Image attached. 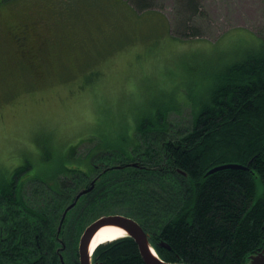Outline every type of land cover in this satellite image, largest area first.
<instances>
[{
    "label": "trees",
    "instance_id": "obj_1",
    "mask_svg": "<svg viewBox=\"0 0 264 264\" xmlns=\"http://www.w3.org/2000/svg\"><path fill=\"white\" fill-rule=\"evenodd\" d=\"M7 1L0 0L2 9H6L3 7ZM132 1L138 12L146 5V0ZM182 1L185 9L193 11L197 7L198 0ZM134 14L133 18L140 21L137 13ZM29 15L14 24L13 45L8 46L7 53L15 57L13 63H23L28 71L27 63L32 61L44 71L41 66L44 54L49 52L58 60L70 40L60 38L55 31L43 43L39 35L41 22L36 25ZM188 27L185 25L184 30H197L194 24ZM48 28L45 26L44 31ZM32 36L34 42L39 39L38 47L46 52L39 55L34 51L35 46L30 47ZM15 39H24L23 46L18 47ZM256 41L245 46L253 47L251 52L240 58L236 53L231 55L228 64L216 71L212 86L202 98L204 101L192 106L188 127L173 126L165 118L168 107L160 108L161 111H152L136 123L139 138L132 140L131 148L117 151L107 147L112 152L108 153L104 170L98 172L92 188L78 198L62 220L65 197L69 192L73 197L72 193L88 177L86 172H82L83 179H75L80 171L70 168L72 178L75 176L71 185L67 186L63 180L57 184L56 179H51L54 182L49 191L37 184V197L32 201L21 191L22 183H9L17 178L26 180V175L20 179L17 173L13 178L11 172L6 177L8 183H0V211L8 225V234L0 236V264H78L79 222L83 213L93 208L95 213L96 207L98 215L120 213L135 219L149 234L159 257L166 261L245 264L249 255L262 251L264 40ZM74 150V146L69 147L65 160L75 159ZM86 156L90 163L91 155ZM119 157L131 161L109 160ZM224 163L244 167L208 172ZM113 205H120V210H108ZM67 225L71 240L64 250ZM75 230H78L76 234ZM91 259L95 264H146L130 236L100 243Z\"/></svg>",
    "mask_w": 264,
    "mask_h": 264
},
{
    "label": "rangeland",
    "instance_id": "obj_2",
    "mask_svg": "<svg viewBox=\"0 0 264 264\" xmlns=\"http://www.w3.org/2000/svg\"><path fill=\"white\" fill-rule=\"evenodd\" d=\"M126 1L134 4L132 0H8L6 9L0 6V183H8L11 171L27 164L21 191L30 201L37 197L39 182L29 176L36 174L50 186L56 169L87 170L90 176L81 190L104 170L112 152L107 147L131 148L132 140L139 138L136 123L152 111L168 107L166 120L175 127H188L192 106L204 101L216 71L228 64L231 55L240 58L251 52L253 47L246 44L264 40V0H198L193 11L185 9L182 0H146L137 13L140 21L133 18L134 9ZM28 14L41 22L43 43L55 31L70 40L58 60L44 54V71L33 61L27 63L28 71L7 53L14 24ZM188 24L197 30H184ZM45 26L49 28L44 31ZM31 44L39 55L46 52L33 36ZM72 146L75 159L65 160ZM94 152L98 155L93 158ZM88 153L90 163L82 158ZM63 172L55 177L57 184L64 177L71 183L75 176ZM77 175L75 179L84 177L82 172ZM112 207L111 212L121 208ZM98 212L96 207L95 213L94 208L83 213L79 237ZM87 217L92 220L86 221Z\"/></svg>",
    "mask_w": 264,
    "mask_h": 264
},
{
    "label": "water",
    "instance_id": "obj_3",
    "mask_svg": "<svg viewBox=\"0 0 264 264\" xmlns=\"http://www.w3.org/2000/svg\"><path fill=\"white\" fill-rule=\"evenodd\" d=\"M243 167V165L238 163H224L211 167L208 172L223 168L238 169ZM91 187L92 185L77 193L75 199L64 209L62 219L66 212L75 205L79 196L89 191ZM104 225H116L124 229L125 234L121 237L130 236L135 241L139 253L146 264H188L181 261H166L160 258L149 240V234L144 230V228L132 217L120 213L100 215L85 226L78 241V264H95L92 263V252L90 253L89 246L95 232ZM163 245L167 246L164 243ZM245 264H264V248L256 254L249 255Z\"/></svg>",
    "mask_w": 264,
    "mask_h": 264
},
{
    "label": "flooded vegetation",
    "instance_id": "obj_4",
    "mask_svg": "<svg viewBox=\"0 0 264 264\" xmlns=\"http://www.w3.org/2000/svg\"><path fill=\"white\" fill-rule=\"evenodd\" d=\"M34 22L36 23V25L38 24V22H40L39 20H35L34 19ZM57 23V22H56ZM50 24H51V22H50ZM23 41H24V39H15V43H16V45H18V47H20V44H21V47L23 46ZM21 42V43H20ZM8 44H12V42L11 41H9L8 42ZM13 45V44H12ZM17 47V48H18ZM30 47H32V49L34 48V44H31L30 45ZM7 52L9 53V50H7ZM82 158H87V156H82ZM88 159V158H87ZM26 166H27V164H25L23 167L22 166H17V168H15V169H13L11 172H14L13 174H11L10 176H13V178L14 177H17V173L20 175V179H21V176L23 175V172H24V170L26 169ZM84 169V168H83ZM57 171H56V175L54 176V178L53 179H55V177L56 176H58V174H59V172H63V171H61V170H58V169H56ZM69 170H70V168H69ZM69 170H67L66 172H63V173H69ZM78 170V169H77ZM46 171H47V175H49V171H50V169H46ZM79 171H80V173L81 172H86L87 174H88V171L86 170V171H81L80 170V168H79ZM42 173V172H41ZM97 174L98 173H96V175L94 176V177H92V178H90V180H89V184H90V186L92 185L93 186V182H94V179H95V177L97 176ZM27 176V175H26ZM26 176H25V178H26ZM87 176H90V174L89 175H87ZM30 178H32L33 177V179L34 180H37L38 182H39V184L41 185V186H43V188L45 189V190H48L49 191V185H48V183H46L45 181H42V180H40L39 179V176L38 175H34V176H29ZM28 177V179H30ZM47 177V176H46ZM51 177V176H50ZM89 178V177H88ZM20 181V182H19ZM27 181V178H26V180H19L18 178H17V180H13V181H9V183H11V184H13V183H22L23 185H24V183ZM63 182H65V184L67 185V186H69V185H71V183H70V181H68V179L67 178H65L64 177V180H63ZM14 187V186H13ZM86 188V187H85ZM92 188V187H91ZM21 189V188H20ZM84 189V188H83ZM82 190V189H81ZM80 189H78V190H76L75 192H77V193H79L80 191H81ZM74 192V193H75ZM88 192V191H87ZM77 193L76 194H74L73 195V197L71 196V193L69 192L68 193V195H66V197H65V201H64V207H63V209H62V211H61V220H62V215H63V212H64V209L69 205L68 203H69V201H73L74 199H75V197H76V195H77ZM84 194V193H83ZM82 194V195H83ZM81 196V195H80ZM79 196V197H80ZM71 201V202H72ZM70 202V203H71ZM67 213V212H66ZM2 211H0V236L2 235V234H8L7 232L8 231H6V229H7V224L6 223H4V217L2 216ZM98 216H100V215H98ZM97 216V217H98ZM61 220H60V223H59V225H58V229L60 228V225H61ZM7 225V226H6ZM9 227H10V229L12 228L11 227V225L9 224ZM0 240H1V238H0ZM78 241H79V238H78ZM68 247V244H67V241H66V243L65 242H63V249L65 250L66 248Z\"/></svg>",
    "mask_w": 264,
    "mask_h": 264
},
{
    "label": "bare ground",
    "instance_id": "obj_5",
    "mask_svg": "<svg viewBox=\"0 0 264 264\" xmlns=\"http://www.w3.org/2000/svg\"><path fill=\"white\" fill-rule=\"evenodd\" d=\"M124 234H125L124 229H122L121 227L116 226V225H104V226L100 227L95 232L94 236L91 239L90 246H89L90 253L93 252L94 249L96 248V246L99 245L100 243H104L107 241L109 242L110 240L121 237Z\"/></svg>",
    "mask_w": 264,
    "mask_h": 264
},
{
    "label": "crops",
    "instance_id": "obj_6",
    "mask_svg": "<svg viewBox=\"0 0 264 264\" xmlns=\"http://www.w3.org/2000/svg\"><path fill=\"white\" fill-rule=\"evenodd\" d=\"M128 5H130L133 9H134V13H138V11H136V9L133 7V5L132 4H128ZM168 26H170V23L169 24H167Z\"/></svg>",
    "mask_w": 264,
    "mask_h": 264
}]
</instances>
